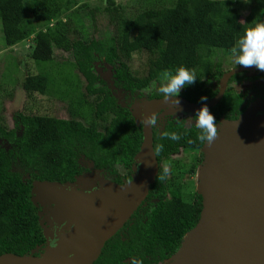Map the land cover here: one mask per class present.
I'll return each instance as SVG.
<instances>
[{"label":"trees","instance_id":"obj_1","mask_svg":"<svg viewBox=\"0 0 264 264\" xmlns=\"http://www.w3.org/2000/svg\"><path fill=\"white\" fill-rule=\"evenodd\" d=\"M150 2L132 15H126L124 7L114 0L94 6L89 11L91 21L94 12L100 10L115 29L89 37L72 25L73 16L78 17L75 23L81 20L77 10L71 9L76 0H0L7 46L30 38L35 61H52L53 49L57 48L70 55L72 67L77 70H71L74 76L60 74L59 81L45 73L27 74L22 83L26 100L33 94H54L66 100L69 118L17 110L11 128L0 124V254H29L44 241L37 208L29 198L30 180L23 181L21 174L12 169L16 162L36 179L60 182L73 181L82 170L78 162L81 155L111 175L119 164L131 167L142 140L141 125L135 124L127 107L116 103L95 72L94 62L111 66L116 86L131 94L148 91V98L162 95L151 88L160 86L164 71L174 74L178 67L185 66L196 73L197 80L183 87L180 95L203 103L216 94L213 82L217 83L225 72L222 63L212 59L213 50L223 49L230 54L248 28L264 22V0L246 3L248 12L243 20L235 7L237 0ZM81 6L86 7V3ZM36 22L38 25H34ZM134 55L145 57L140 63L142 70L132 67ZM239 79L240 75H233L230 81ZM234 93L229 87L209 108L216 122L221 115L231 117L238 111L241 95ZM165 132H175L181 139H167ZM199 133L194 125L187 127L174 120L167 121L163 130H154V149L163 145V151L156 155L158 162L179 151L199 150L203 145L197 139ZM3 140L11 147H6ZM162 170L160 167L158 172ZM194 170L195 165L186 176ZM156 177L144 207L132 215L126 231L105 242L93 264H131L134 259L142 264H159L177 250L183 235L196 224L202 208L200 193L184 194L182 177L173 183L167 177L163 181ZM115 181H120L119 177Z\"/></svg>","mask_w":264,"mask_h":264},{"label":"water","instance_id":"obj_2","mask_svg":"<svg viewBox=\"0 0 264 264\" xmlns=\"http://www.w3.org/2000/svg\"><path fill=\"white\" fill-rule=\"evenodd\" d=\"M245 70L258 69L239 65L224 72L217 93L203 103L183 96L176 98L179 104L164 102L163 96L136 103L130 112L141 125L142 140L133 156L132 183L118 184L90 172L85 173V186L75 179L35 180L31 201L48 211L49 225L42 229L47 244L39 254L34 249L22 255L2 253L0 264H93L105 242L145 199L158 174L153 129L141 123L142 118L160 110L193 116L204 106L209 109L223 97L229 78ZM217 127L215 141L201 147L199 218L166 259L169 264H264V101H257L249 117L222 120ZM49 237L58 241L56 248Z\"/></svg>","mask_w":264,"mask_h":264},{"label":"rangeland","instance_id":"obj_3","mask_svg":"<svg viewBox=\"0 0 264 264\" xmlns=\"http://www.w3.org/2000/svg\"><path fill=\"white\" fill-rule=\"evenodd\" d=\"M77 3L72 4L71 9L77 10L79 15L81 16V20H75L77 16H73L72 25L75 27H79L86 33V36L94 35L98 36L100 33L102 34L104 31L108 30L110 32L114 31V25L109 23V18L107 14L103 11H95L94 12V20L91 21L89 11L94 6H102L105 0H76ZM116 3L121 4L124 7L126 15H132L136 12L141 6L148 5L153 2H144L146 0H114ZM157 1L156 4H171L173 0H154ZM250 0H237L235 3V7H237L241 13L240 18L243 20L246 13L248 12L246 9V3H249ZM82 3H86V7L81 6ZM78 18V17H77ZM34 25H38L37 22ZM33 43L30 38L19 41L15 44L7 46L5 43V39L3 36V31L1 27L0 21V124L4 127H12V115L17 110L25 111L26 113H36V114H47L52 115L59 118H68L69 113L67 111V101L63 100V98H58L54 94L51 95H43L38 96L33 94L31 98L26 100V96L24 95V90L22 88V83L24 82V78L27 74H37V73H45L48 74L49 77H57L56 81L60 80V74H66V72L71 73L73 69L71 62V57L68 53L54 48L53 49V60L52 61H35L31 52L33 50ZM211 57L214 61H220L225 70L234 67L236 64L234 58L231 54H226L223 49H214ZM145 62V57L138 59L134 57L132 58V67H139L142 70V66L140 65ZM95 72L98 76L104 81L105 85L111 91L112 95L115 97L118 105L125 106L130 109H133V106L136 103L141 102L146 98L145 95H139L137 93L130 94L127 91H124L118 87H115L113 71L110 65L103 63L102 61L94 62ZM146 67V66H145ZM144 67V68H145ZM77 70L73 69V73ZM253 72H247V76L253 75ZM72 76H74L71 73ZM245 84L237 85L234 84V87L240 89H245L248 87L247 81ZM261 82V81H258ZM82 89L84 86V80L81 82ZM155 91H158L157 86L152 87ZM151 88V89H152ZM150 89V90H151ZM51 92V91H50ZM148 91H145V93ZM91 99V98H90ZM258 101V100H257ZM257 102H251L249 105L250 111L252 112L254 105ZM260 105H263L261 103ZM259 104L256 106L259 107ZM131 114V112H130ZM159 117L158 125L156 126L159 131L169 120H174L176 122H183L185 126H191L188 124V121L191 120L192 124L195 123V116H186L178 114L176 110H167L166 112L161 111L157 114ZM133 118V115L131 114ZM203 160V152L201 149L191 151V152H181L179 151L177 154L169 156L166 160L161 161L159 167L162 169L167 167L169 169V174L167 176V181L173 183L176 181L178 177L183 178V193L191 194L193 191L198 192V186L200 182L201 175V165ZM82 165L91 167V162L80 158ZM195 165V170L190 176H186V173L190 171L191 166ZM118 173L122 176H126L128 170L121 165L117 166ZM99 173V170L94 171L93 173ZM83 177V178H81ZM87 178V177H86ZM75 181L80 186H85V173H80L75 176ZM88 179V178H87ZM88 182L89 181L88 179ZM179 183V182H177ZM187 197V196H186ZM34 198L33 190L31 191V200ZM34 204V203H33ZM39 208V206H36ZM41 213L39 226L43 229L46 226L44 218V210L40 207L38 211ZM37 212V213H38ZM43 217V218H42ZM38 250V248L34 249V251ZM159 264H169L168 260H163Z\"/></svg>","mask_w":264,"mask_h":264},{"label":"clouds","instance_id":"obj_4","mask_svg":"<svg viewBox=\"0 0 264 264\" xmlns=\"http://www.w3.org/2000/svg\"><path fill=\"white\" fill-rule=\"evenodd\" d=\"M231 56L237 65L244 68L255 67L259 71L264 72V22L255 23L253 27L248 28L244 35L240 37L236 44L229 50ZM162 83L160 84L158 91L164 97V102L175 100L179 104V100L176 99L180 91L186 85L194 84L197 80L196 73L193 70L188 69L185 66H180L176 69L175 73L164 71L161 76ZM205 100V97L201 98ZM159 117L156 113H152L148 116H144L141 120L145 126L155 127L158 125ZM188 124L194 125L200 130L197 139L201 144L211 145L218 137L219 129L215 117L209 111L207 106L198 110L195 116V123L192 124L191 120ZM164 137L172 141H179L181 136L175 132L163 133ZM189 143L195 141L189 140ZM163 151V145H157L153 150L154 155H158ZM139 167V163L137 164ZM169 174L167 167L163 168L162 172H158L156 179L163 181ZM132 183V181H130ZM58 241H53L52 247L56 248ZM131 264H142L140 260H132Z\"/></svg>","mask_w":264,"mask_h":264},{"label":"flooded vegetation","instance_id":"obj_5","mask_svg":"<svg viewBox=\"0 0 264 264\" xmlns=\"http://www.w3.org/2000/svg\"><path fill=\"white\" fill-rule=\"evenodd\" d=\"M223 66V65H222ZM237 66H239V65H237V64H235L234 65V67H232V68H235V67H237ZM232 68H230V69H232ZM230 69H227V70H225V72L226 71H228V70H230ZM247 72H253L254 74L253 75H251V76H247L246 74H247ZM234 75H240V79H239V81H234V80H232V81H230L231 80V77L233 76H231L230 78H229V80H228V83H227V86H226V90L230 87L231 89H233V92H235L234 94H240L241 95V101H240V104L236 107L237 108V110L239 111H237V112H234L233 114L234 115H232L231 117H226L225 115H221L219 118H218V120H217V125L218 124H220V122L222 121V120H235V119H237L238 117H240V115H242L246 110H248L250 107H251V105H249L251 102H257V100L259 101V100H262V101H264V72H262V71H259V70H245V71H240V72H238V73H236V74H234ZM222 76V75H221ZM220 79V78H219ZM219 81V80H218ZM245 81H247V83H248V87L247 88H245V89H240V90H238V88H236V87H234V84H237V85H241V84H245L246 82ZM258 81H261V82H258ZM213 84L214 85H216V88H217V91H218V82L217 83H215V82H213ZM115 87H118V86H115ZM118 88H120V87H118ZM120 89H122V88H120ZM123 90V89H122ZM152 90L153 91H155L153 88H152ZM226 90H225V92H224V94L226 93ZM125 91V90H124ZM155 92H158L157 90L155 91ZM139 92H137V94H138ZM148 92H146L145 93V91L143 92V95H145L146 96V98L147 99H151V98H148V94H147ZM217 93V92H216ZM131 94V93H130ZM132 94H135V93H132ZM223 94V95H224ZM179 96H182V95H180L179 94ZM159 97H162V95L161 96H159ZM184 97V96H183ZM115 98V97H114ZM152 98H155V97H152ZM116 100V99H115ZM117 103V102H116ZM245 104V105H244ZM244 105V106H243ZM243 106V109L241 110V112H240V107H242ZM123 107H125V106H123ZM67 109V108H66ZM161 111H163V110H160L157 114H159ZM16 112V111H15ZM14 112V113H15ZM183 115H185V114H183ZM13 116V115H12ZM70 116V115H69ZM69 116H68V118H69ZM186 116H188V115H186ZM193 116H196V115H193ZM59 118V117H58ZM12 121H13V118H12ZM13 126V125H12ZM8 128H11V127H8ZM163 128H164V126L162 127V129L161 130H163ZM152 129H153V131L154 130H157L158 132H159V129H157L156 128V126L155 127H152ZM160 130V131H161ZM17 134L19 135L20 134V130H17ZM3 144H5V146L6 147H11V144L9 143V141H7V140H3ZM201 149V148H200ZM80 158H83V159H85V160H87V161H89V162H91V167H88V166H84V165H82L81 164V162H79L80 161ZM78 162H79V165H80V167H81V171L78 173V174H80V173H93L94 171H96V170H99V173H97V174H99V175H101V176H103V177H105V178H107V179H110V180H112V181H114V182H116V183H118V184H123V183H126V182H128V181H130V179H131V176H132V174H133V172H134V170H133V162H132V164H131V167L130 168H127V167H125V166H123V165H121V164H119V165H121V166H123L124 168H126V169H128V170H131L130 172H128L127 174H126V176H122V175H120L119 173H118V169H117V166H115V169H116V172L114 173V174H109V172L108 171H106V170H104V169H102V168H98V167H96L95 165H94V162L92 161V160H90V159H88V158H86L84 155H81L80 157H79V159H78ZM160 165V164H159ZM160 168V167H159ZM12 169L13 170H15V171H17L18 173H20L21 174V179L23 180V181H27V180H30V187H29V198H30V200H31V191H32V189H33V182L35 181V180H45V179H36L35 177H34V175L33 174H30V172H26L24 169H23V165L22 164H20V163H18V162H16V164H13V167H12ZM159 170V169H158ZM77 174H75V176H76ZM75 176H74V178H75ZM117 177H119V179H120V181H115V179L117 178ZM149 191H150V189H149ZM149 191H148V194H149ZM147 194V195H148ZM147 195H146V197H147ZM146 197H145V199H146ZM145 199H143L142 200V202L139 204V206L135 209V211L129 216V218L122 224V226L113 234V235H115V234H120L121 232H124V231H126V228H127V224H130V222L133 220V217L134 216H132V215H135L137 212H138V210H140V208L142 207H144V204H145ZM35 206V205H34ZM36 207V206H35ZM40 207L41 206H39V208H37V211L36 212H38L39 210H40ZM42 208V207H41ZM48 215V211L47 212H44V218H43V220L45 221V223H46V225L48 226L49 224H48V221H47V218H46V216ZM39 220H40V218L38 219V223H39ZM54 227H56V226H54ZM53 227V228H54ZM41 232H42V235H43V231H42V229H41ZM54 235H53V238L55 239V236H56V233H55V231H54V233H53ZM43 237H44V235H43ZM51 237H49V239H50ZM54 239H50V242L51 243H53V241H54ZM46 244H47V241H46V239H45V237H44V241L40 244V245H38V250H37V252H36V250L35 251H33V253L34 254H39L42 250H43V248L46 246Z\"/></svg>","mask_w":264,"mask_h":264},{"label":"bare ground","instance_id":"obj_6","mask_svg":"<svg viewBox=\"0 0 264 264\" xmlns=\"http://www.w3.org/2000/svg\"><path fill=\"white\" fill-rule=\"evenodd\" d=\"M250 110H251V109L249 108L248 110H246V111L242 114V118H243V119L249 117Z\"/></svg>","mask_w":264,"mask_h":264}]
</instances>
